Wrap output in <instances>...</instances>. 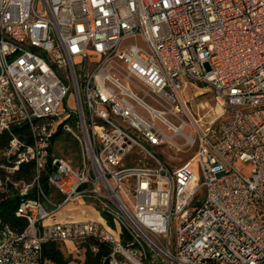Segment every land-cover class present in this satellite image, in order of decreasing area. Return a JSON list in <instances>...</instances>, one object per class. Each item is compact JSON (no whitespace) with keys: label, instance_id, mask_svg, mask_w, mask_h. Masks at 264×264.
Instances as JSON below:
<instances>
[{"label":"built area","instance_id":"1","mask_svg":"<svg viewBox=\"0 0 264 264\" xmlns=\"http://www.w3.org/2000/svg\"><path fill=\"white\" fill-rule=\"evenodd\" d=\"M0 135L25 222L0 219V264L68 240L98 264H264V0H0ZM175 137L196 149L171 166Z\"/></svg>","mask_w":264,"mask_h":264},{"label":"rangeland","instance_id":"2","mask_svg":"<svg viewBox=\"0 0 264 264\" xmlns=\"http://www.w3.org/2000/svg\"><path fill=\"white\" fill-rule=\"evenodd\" d=\"M180 95L182 100L189 101L188 106L191 109L192 113L203 118L201 121L203 125H205L206 121L213 116V110L216 108L213 94L210 91L206 90V88L201 86L199 83L192 82L187 84V86L183 90H181ZM69 103L71 105V102ZM151 104L157 106L156 103ZM175 140L177 142L176 147L173 145H167L164 147L163 152L161 153L162 159L171 166L177 165L181 161H184L185 159L191 157L196 149V143L191 145H183L182 137H175ZM67 146H69L70 148L75 147V150L79 151L77 144L66 145L64 143H59V141H56L53 152H55L56 154H63L66 157H72L73 152H71V150H69ZM237 164L241 163L238 162ZM196 197L199 198V195H197ZM72 206L73 204L69 203L65 208L58 211L56 214V218H65L71 215L75 217H96L95 213L91 212L87 206ZM62 250L65 257H74V260L76 258L81 261H84L86 259L87 251L83 250L82 253H79L72 241L68 240L64 244H62Z\"/></svg>","mask_w":264,"mask_h":264},{"label":"trees","instance_id":"3","mask_svg":"<svg viewBox=\"0 0 264 264\" xmlns=\"http://www.w3.org/2000/svg\"><path fill=\"white\" fill-rule=\"evenodd\" d=\"M6 143V136L0 135V147ZM25 166V165H22ZM21 166V167H22ZM13 203L10 199L5 197L0 198V219L7 222L13 228L21 229L25 222L22 218L16 216L13 212ZM105 253V248L99 244L98 250L94 253L87 250L86 259L84 261L78 260L74 257H65L60 249V246L56 243L43 244L41 259L43 264H98L99 259Z\"/></svg>","mask_w":264,"mask_h":264},{"label":"bare ground","instance_id":"4","mask_svg":"<svg viewBox=\"0 0 264 264\" xmlns=\"http://www.w3.org/2000/svg\"><path fill=\"white\" fill-rule=\"evenodd\" d=\"M219 108H218V106H216V110H218Z\"/></svg>","mask_w":264,"mask_h":264}]
</instances>
